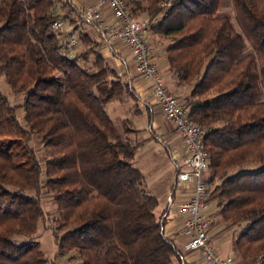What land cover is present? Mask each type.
<instances>
[{
    "label": "trees",
    "instance_id": "trees-1",
    "mask_svg": "<svg viewBox=\"0 0 264 264\" xmlns=\"http://www.w3.org/2000/svg\"><path fill=\"white\" fill-rule=\"evenodd\" d=\"M161 1L126 5L154 23ZM220 1L176 0L152 30L172 40L168 71L176 86L190 87L179 103L207 129L204 182L219 181L211 218L243 225L234 252L264 264V0H231V15L218 13ZM74 13L71 0H0V78L22 97L13 106L0 91V264H48L37 242L14 240L31 238L43 222L42 189L58 214L54 259L74 253L77 264H188L134 165L130 120L118 129L107 112L114 101L136 100L131 85L77 27L51 30L55 20L72 27ZM70 37L83 50L67 58Z\"/></svg>",
    "mask_w": 264,
    "mask_h": 264
},
{
    "label": "built area",
    "instance_id": "built-area-1",
    "mask_svg": "<svg viewBox=\"0 0 264 264\" xmlns=\"http://www.w3.org/2000/svg\"><path fill=\"white\" fill-rule=\"evenodd\" d=\"M75 2L76 0H71L75 7L76 26L90 24L98 27L101 33L99 50L115 43L126 47L135 63L137 74L150 84L157 105L165 119L171 122L175 137L182 146L184 156L175 171V189H183L190 194L175 207V211L180 218L179 231L185 241L184 250L196 253L203 264H233L230 257L220 256L219 247L211 232V208L204 182L208 156L203 138L207 129L193 123L189 119L188 108L183 107L163 85L157 63L151 56L148 42L144 39V34L149 29V20L130 14L126 0H98L96 4L87 5H78ZM103 8L108 9L112 22L103 21ZM51 30L56 33L66 31L60 20L52 22ZM76 44L75 37L68 39L67 58L72 57V49ZM173 204L170 196L168 206L172 207Z\"/></svg>",
    "mask_w": 264,
    "mask_h": 264
},
{
    "label": "rangeland",
    "instance_id": "rangeland-1",
    "mask_svg": "<svg viewBox=\"0 0 264 264\" xmlns=\"http://www.w3.org/2000/svg\"><path fill=\"white\" fill-rule=\"evenodd\" d=\"M175 1L176 0H162L160 2V4H159V8H160L159 15L160 16L162 15V16L160 17L158 15V19L157 18H156L157 20L154 19L155 20L154 23H156L158 20L166 17L167 15H169V13L171 12V9H172V5ZM65 12L66 11H64V10L57 11V13L60 15L65 13ZM67 13H69V11H67ZM218 13L231 15L233 13L231 0H221L220 5H219V9H218ZM71 17H72V20L74 21V24H75L74 15H72ZM135 17H138L140 19L149 20V17L145 13L138 14ZM154 23H153V21L149 20V29L148 30L152 31L151 34H155V36H156L155 41H154V46H155V49L158 51V54L160 55V52L163 51V48L167 45H170L173 42L170 38H164L162 35L157 34L156 32H153L152 24H154ZM63 26H64V29L69 28L67 21L63 23ZM85 26H90V24H87ZM78 28L80 29V28H82V26L78 27ZM82 50H83V46H81L80 44L77 43L76 46L72 49V53H73V55H78L79 53L82 52ZM93 52H95V53L100 52L101 53V51L99 50V45H97L96 43L94 44ZM113 54H115V53H113ZM113 54L111 53L110 56L114 57ZM155 56H156V61L159 62V58H158L156 53H155ZM105 61H106V64L109 66V68H111L123 82H126V80H128L127 77H123L124 75L123 76L121 75V71H122L121 67L116 68L112 64H110L108 60H105ZM166 85H167V89H168L169 93H171V95L173 97H175L181 104L185 105V98L190 91V87L185 86V87H183V89H178L175 87V85L172 81L169 80V82H168L167 79L165 81V86ZM0 91L3 94H5L7 97H9L10 102L13 106H18L21 104L22 97L21 96H11L9 94V91H8L6 84L4 83V81L1 78H0ZM127 103L133 104V111L131 112V114H129L128 112L125 111L126 108L128 107ZM135 103H136V101L132 100L131 98H128L126 101H121V102L116 101V102H112L109 104L107 112L110 115V117L112 118L115 125L118 127V129L121 126L122 120H128V121L130 120V122H131V118H132L133 114L138 112L135 110V108H136V107H134ZM136 114H138V113H136ZM22 117H23V112L21 110H18L17 111V118L20 122H22ZM127 127H129L133 131V133L129 134L128 137L130 138V140L135 142L140 149L143 146V143L145 142L144 139H142V137L139 136V133L135 130V128L131 124ZM153 135L154 134H151V136H153ZM174 136H175V134H174ZM153 137H154L153 139L155 141V144H154L155 145L154 146L155 151L154 152H156V153L159 152L160 154L150 153L149 155H143V153L140 151V157L135 159L134 165L136 167H138L143 172L146 181H151L153 179L151 181L152 182L151 183L152 186L150 187L151 189L146 188V190L150 194L155 195L158 198L159 202H162L163 198L161 196L164 193L165 187L166 186L168 187L170 185L172 177H174V175H175L177 165L179 164V160H174V162H171L168 150H165V149H168L169 140H163L157 135H154ZM175 140H176V142H178L180 144V142L178 141L177 138ZM165 141H167V142H165ZM170 142H171V140H170ZM29 144H30V147L32 148V150L34 151V153L36 154L37 158L40 160V162L43 166V164H44V160L42 159L43 149H42V145H41L40 141L37 138L33 137ZM139 149H138V151H139ZM138 151H137V154L139 153ZM166 168H167V171H165V173H163L161 175L160 171L161 170L163 171ZM159 173H160V176L158 177ZM207 175L208 174L206 172L205 179L208 177ZM41 178L43 179V177H41ZM41 181L44 182L43 180H41ZM218 183H219V181L214 180V182L212 184L207 185L208 199L210 201V208H211V215H214L217 211L216 200H215L214 196L211 194V192L213 191L215 185H217ZM40 201H41L42 211L44 214L43 222H40L38 224L36 232L34 235H32L31 238H24L23 236H15L14 240L16 242H24V241L37 242L39 245V249L42 252V254L45 257L48 264H50L52 262L54 264H77L78 263V257L74 253H70L69 255H67L63 258L54 259V256L56 253V246H55L54 241H53L54 239L52 237V230L56 227L55 220L58 219V214L56 211V205L54 204V202L52 200V196L50 194L45 193V190H43V189L41 190ZM211 223H212L211 232L213 234L212 237H213L215 243L218 245L219 250H221L220 248H223V245H225L223 252H226L227 255H230L229 257L232 258L233 263H235V264H256L253 261L244 262L234 252L233 241H234L236 235L239 233V231L243 227V225H241V226H230L228 224H223L218 217H214V218L212 217ZM62 233H63V231L59 232V235H61ZM183 254L184 253H182V256H183ZM220 254H221V252H220ZM221 256H226V255L221 254ZM186 257L188 259L187 255H186ZM184 258H185V256H184ZM185 263H187V262H185Z\"/></svg>",
    "mask_w": 264,
    "mask_h": 264
},
{
    "label": "crops",
    "instance_id": "crops-1",
    "mask_svg": "<svg viewBox=\"0 0 264 264\" xmlns=\"http://www.w3.org/2000/svg\"><path fill=\"white\" fill-rule=\"evenodd\" d=\"M97 1L98 0H76L75 3L78 5H87V4H96ZM101 12H102V17H103L104 22L106 23L112 22L108 9L103 8ZM74 26L77 27L76 23L72 25L73 28H75ZM72 27L66 28L65 30L70 32L73 30ZM78 27H77L78 32L86 34L88 38L94 44L96 43L97 45H100L101 33L96 25H90V26L83 25L82 28L80 29ZM151 32L152 31L147 30L146 33L144 34V39L148 42V45L150 47L151 56L153 57L154 61L157 63L158 73L163 82V85L165 86V81L167 79L168 82L169 80L172 81L176 88L183 89V87L180 85L176 86L174 80H172L171 75L167 69L168 66L165 63L164 56H165V49L168 45L163 48V51H161L159 55L158 51L155 49V46H154V41H155L156 36L155 34H151ZM100 51L104 59L108 60L110 64H112L116 68L121 67L122 69L121 75L122 76L124 75L123 77H127L128 80H126V82L131 85L133 92L135 94L136 103L134 107H136L135 110L138 111L136 112L138 114L134 112L135 114H133L131 118V125L139 133V136L142 137V139H144L145 141L143 143V146L140 148L141 150L139 149L138 151L139 153L136 155V158L140 157V151L143 153V155H149L150 153L160 154L159 152L157 153L154 152L155 151V148H154L155 141L153 139L154 138L153 136L157 135L163 140H169L168 149H165V150H168L171 162H174V160H179L180 162V160L184 156V152H183L182 146L175 140L176 137L174 136L173 126L171 122L166 120L165 117L163 116L159 106L156 103L154 96L152 95L150 84L137 74L135 63L132 57L130 56V54L128 53L126 47L122 45L121 43H115L114 45H110L106 48H102ZM111 53L112 54L115 53L113 54L114 57L110 56ZM155 53L157 54L159 58V62L156 61ZM167 85L165 86L166 89H167ZM127 106L128 107L126 108L125 111L131 114V112L133 111V104L127 103ZM151 134H154V135L151 136ZM165 171H167V168L164 169L163 171L162 170L160 171L161 175L165 173ZM159 176H160V173L158 174V177ZM151 181H146L145 179L146 188L151 189L150 188L152 186ZM189 194H190L189 191H186L183 189H175V175H174V177H172L170 185L168 187L166 186L164 189V193L161 196L163 198L162 202H159L158 198L156 197L158 200V207L156 209V212H157V215H159L162 213V211H164L163 217L166 223L164 227L165 234L167 235V237H169L170 239L174 241V243L180 249L181 254L184 253L183 258L184 256L185 258L183 259V261L187 262L188 264H203L201 259L196 253H191V252L184 250L183 246H184L185 241L182 238L180 231H179L180 218L176 215L175 207L182 201L186 200L189 197ZM170 196H172V200L174 201V204L172 207L168 206V201H169ZM224 247L225 245H223V248H220L221 249L220 252L221 254L226 255V256H221V254L220 256L223 258L229 257L230 255H227L226 252H223ZM186 255L188 256L189 260L187 259Z\"/></svg>",
    "mask_w": 264,
    "mask_h": 264
}]
</instances>
